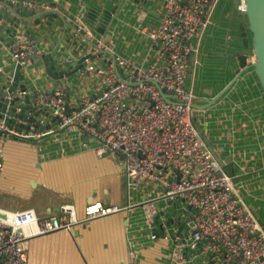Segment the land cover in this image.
<instances>
[{"label": "built area", "instance_id": "obj_1", "mask_svg": "<svg viewBox=\"0 0 264 264\" xmlns=\"http://www.w3.org/2000/svg\"><path fill=\"white\" fill-rule=\"evenodd\" d=\"M0 1L35 11L51 7L36 0ZM161 1L157 22L152 26L140 23L135 28L143 35L145 46V55L138 57L112 40L110 24L118 13L125 12L121 3L111 14L104 34H99L96 28L103 11L108 9L95 2L91 8L97 7L99 11L93 13L92 27L87 25L88 11L83 10L76 17V35L87 50L81 53L77 49V56L66 52L65 65L86 55L91 58L84 60L85 65L70 81L59 80L49 91L18 93L21 98L30 95L35 111L57 118V124L44 133H35L39 125L50 120L47 116H39L38 124L30 123V129L21 131L0 120V139L15 137L28 142L52 136V142L63 146L77 135L83 147L89 144L94 147L98 158L108 153L116 155L128 189L154 186L160 189L159 199L174 202L177 213L185 212L180 222H184L182 233L188 228L187 239L183 242L179 237L172 239L168 231L163 238L176 241L174 262L264 264V228L239 196L231 177L215 160L192 120L197 100L195 78L202 64L207 29L213 24L220 0ZM237 1L238 24L245 22L246 16L244 0ZM52 4L59 9V0ZM18 42L12 47L11 56L24 69L28 66L27 58L43 55L33 39L21 37ZM252 61L253 57L247 58V64ZM81 78L88 79L90 87L75 97L77 105L71 104L69 90L66 103V88L72 86L73 79ZM66 108L78 110L67 115ZM67 130L68 135L60 136ZM3 158L0 148V178ZM149 201L140 203L143 204L140 216L146 223L152 222L161 210L149 206L152 204ZM118 211L117 206L96 199L85 205L81 217L73 205L61 206L59 214L41 218L32 209L8 211L0 207V264H27V243L31 239L57 231L71 232L92 219ZM149 238L155 240L157 236L150 233Z\"/></svg>", "mask_w": 264, "mask_h": 264}, {"label": "crops", "instance_id": "obj_2", "mask_svg": "<svg viewBox=\"0 0 264 264\" xmlns=\"http://www.w3.org/2000/svg\"><path fill=\"white\" fill-rule=\"evenodd\" d=\"M36 1L51 5L54 0ZM119 1L125 12L118 13L110 24L112 40L130 55L143 56L144 37L135 28L140 23L154 25L162 1L152 0L150 9H146L148 14H144L142 5L134 14V4H129L128 0ZM61 2H64V17L69 20L76 19L83 10L87 12L96 4V0H59L58 5ZM97 2L105 9L113 8L110 0ZM233 2L224 0L221 13L207 29L202 64L195 78L197 100L194 106L205 105L235 80L219 100L196 112L195 123L207 134L221 157H232L235 176L240 177L235 185L237 193L264 228V92L252 70L235 77L237 62L227 58L240 47L237 21H231ZM45 22L42 19L37 28L29 29L43 54L53 52L58 44V34L51 36L50 29L62 27L59 19L50 27ZM64 46L63 42L59 48ZM4 64L6 70L14 67L8 50L4 53ZM27 65V72L31 73L28 91H49L59 83L45 75L41 61L33 59ZM87 80H72L68 89L72 105L78 104L75 100L78 93L90 87ZM47 122L49 124L50 120ZM61 133L68 135L69 130ZM33 141L23 143L15 137L0 139L4 155L0 178L2 209H32L41 218L59 214L61 206L73 205L81 217L85 205L96 199L105 205L117 206L120 211L92 219L71 232L57 231L31 239L27 243V264L178 263L172 260L176 241L161 237L151 240L150 231L139 227L142 208H130L150 200L149 206L162 209L165 201L158 198L160 189L154 186L128 189L120 163L116 166L106 162V156L98 158L92 145L83 147L77 139L63 146L52 140H40L36 145Z\"/></svg>", "mask_w": 264, "mask_h": 264}, {"label": "water", "instance_id": "obj_3", "mask_svg": "<svg viewBox=\"0 0 264 264\" xmlns=\"http://www.w3.org/2000/svg\"><path fill=\"white\" fill-rule=\"evenodd\" d=\"M85 1V0H81ZM98 1V0H96ZM113 3V8L111 11L104 10L102 20L96 31L99 34H104L105 27L110 21V16L116 11L120 5L119 0H110ZM135 6V13H138L139 5L145 7L143 10L144 14L147 13L146 9H150L152 0H129ZM84 3V2H83ZM64 2H61L59 9L53 8L54 4H51L49 9L35 11L32 9H25L22 5H14L12 3H4L0 1V120H5L9 128L15 127L20 130L30 129V123H39V116H47L50 119L49 124L44 122L39 125L35 133L46 132L50 128L54 127L58 120L57 118L47 114L44 111H35L33 107V99L30 95H25L22 98L18 96L19 92H24L27 90L28 81L31 78V73L27 72V67L24 69L20 63H14V67L10 70H6L4 64V53L5 50L11 53L12 47L18 44V35L23 38L34 39V36L30 32V28H37L40 21L46 20L45 25L50 27L56 20H60L61 26L56 28L59 39L57 47L53 49V52L43 54L36 57V61H41L43 66V72L47 77L53 81H59L62 79L69 80L73 74L77 73L78 70L82 69L85 65L84 60L86 58H91L90 55L79 58L74 63L66 66L65 58L66 52L73 53L77 56V49H81V53L87 50L86 45H82L80 42V36L76 35V19H67L64 17L63 6ZM239 2L235 0L233 2L232 17L231 21L235 22L237 19V6ZM245 4V22H238V31L240 36V47L241 49L235 50L227 58L236 60L237 69L234 74L239 76L244 71L252 69V73L256 77L261 89L264 92V0H244ZM99 11V8H90L87 12L88 20L87 25L92 27L93 16ZM95 12V14H93ZM72 22V24H71ZM57 25L59 22H56ZM60 25V24H59ZM250 34V38L248 37ZM106 39H110L108 34H105ZM17 39V40H16ZM250 39V40H249ZM66 46L59 48L62 43ZM251 49L250 51H248ZM253 57V61L247 64V58ZM34 59V60H35ZM33 59L27 58L26 63L32 62ZM103 67V65H102ZM56 69L60 71H56ZM234 81V80H233ZM233 82L229 83L217 96L212 100H207L205 105L194 106V111L192 112V120L194 122L196 130L199 132L204 143L207 145L211 151L213 157L218 162V164L224 169L225 173L231 177L232 182L236 185L240 177L235 176L234 164L232 157H221L215 150L214 145L211 143L207 134L202 130V128L195 123V116L197 111H201L210 107L214 102L219 100L222 94H224L232 85ZM71 85V82H69ZM68 89L66 88L65 101L68 103ZM20 109L19 111L17 109ZM76 109L66 108L67 115L72 111H77ZM38 119V120H37ZM17 121V122H16ZM21 121H25L26 124H22ZM1 136V134H0ZM52 140V136L43 137L41 141L47 142ZM40 140H34L33 145L38 144ZM25 143V141L21 140ZM109 155V153L107 154ZM106 155V156H107ZM163 200H166L165 198ZM152 203V202H150ZM143 204L135 205L131 207V210L142 207ZM188 209V213H189ZM177 213L176 205L170 200H166L165 207L162 208L155 214L152 222L146 223L144 218L139 219L142 222L139 225L140 228H144L152 235L161 237L162 239L168 231L169 236L173 239L179 237L181 242L187 239L188 228L182 233L184 227V222H180L181 214ZM174 229V230H173ZM145 233V232H143Z\"/></svg>", "mask_w": 264, "mask_h": 264}, {"label": "rangeland", "instance_id": "obj_4", "mask_svg": "<svg viewBox=\"0 0 264 264\" xmlns=\"http://www.w3.org/2000/svg\"><path fill=\"white\" fill-rule=\"evenodd\" d=\"M223 7H224V0H220V1L218 2L217 6H216L215 13H214V16H213L214 21H216L217 16H219L218 13H221ZM56 34H57V32H56L53 28H51V29H50V35H51V36H53V35L55 36ZM248 37L250 38V34H248ZM63 135H64V134H60V136H63ZM76 139L78 140L77 135H76ZM74 141H75V140H74ZM105 161H106V162H109V163L111 162V163H113V164L116 165V166H117V164L120 163V160H119L116 156H114V155H107V156L105 157ZM237 173H238V171H237Z\"/></svg>", "mask_w": 264, "mask_h": 264}, {"label": "bare ground", "instance_id": "obj_5", "mask_svg": "<svg viewBox=\"0 0 264 264\" xmlns=\"http://www.w3.org/2000/svg\"><path fill=\"white\" fill-rule=\"evenodd\" d=\"M253 60H254V59H253ZM23 123H24V122H23ZM23 123H22V124H23ZM24 124H25V123H24ZM16 130H18V129H16ZM18 131H19V130H18ZM20 131H21V130H20Z\"/></svg>", "mask_w": 264, "mask_h": 264}]
</instances>
